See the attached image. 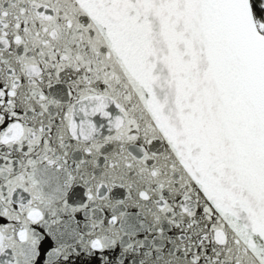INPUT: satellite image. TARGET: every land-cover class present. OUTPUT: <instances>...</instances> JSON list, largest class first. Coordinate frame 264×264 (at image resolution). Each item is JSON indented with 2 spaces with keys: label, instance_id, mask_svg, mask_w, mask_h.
I'll list each match as a JSON object with an SVG mask.
<instances>
[{
  "label": "snow or ice",
  "instance_id": "6c2138e0",
  "mask_svg": "<svg viewBox=\"0 0 264 264\" xmlns=\"http://www.w3.org/2000/svg\"><path fill=\"white\" fill-rule=\"evenodd\" d=\"M0 264H264V0H0Z\"/></svg>",
  "mask_w": 264,
  "mask_h": 264
}]
</instances>
